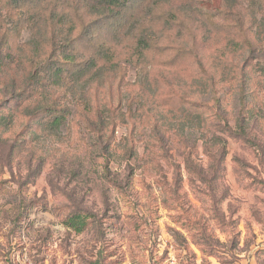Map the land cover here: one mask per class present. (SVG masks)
Returning a JSON list of instances; mask_svg holds the SVG:
<instances>
[{"label": "rangeland", "instance_id": "374dc122", "mask_svg": "<svg viewBox=\"0 0 264 264\" xmlns=\"http://www.w3.org/2000/svg\"><path fill=\"white\" fill-rule=\"evenodd\" d=\"M84 6L0 0V264H264V0H141L111 56L138 30L183 49L146 60L149 86L120 54L103 85L19 94L57 21L85 51L112 44ZM43 100L67 111L54 133L37 124Z\"/></svg>", "mask_w": 264, "mask_h": 264}, {"label": "trees", "instance_id": "16d2710c", "mask_svg": "<svg viewBox=\"0 0 264 264\" xmlns=\"http://www.w3.org/2000/svg\"><path fill=\"white\" fill-rule=\"evenodd\" d=\"M86 9L89 14L96 16L99 19V23L105 26H110L112 35L111 45L108 48L105 45H97L90 51H85L81 47V40H83L81 31L74 23H62L57 21L58 24L55 27L64 25L66 30L64 35H60L57 32H53L44 43L45 48H50L47 53L41 55L40 50H33V58L37 59L42 56L40 60H30L31 65L34 67L33 73L28 75L22 89H19V94H27V92H37L42 87L44 80L50 82V86L64 90L66 93H73L76 86L79 83H90L94 86L103 85V79L105 74H112L119 70L120 54L125 56V60L128 63L140 66L139 84L146 88L149 86V79L147 74L148 64L146 60L148 58L164 57L168 54L176 56L181 55L183 49L173 48L166 46L160 42V38L156 37V33L148 34L146 30H138L136 38L132 44L128 47H124L125 53H117V58L114 55L117 50H121V43L119 39L129 34H122L118 32L121 24L123 26L128 25V22H124V12L134 8L141 0H85ZM129 29V28H128ZM154 35V37H153ZM6 37L0 39V42H6ZM79 42V43H78ZM4 64L7 60V56L0 54V63ZM162 66V65H161ZM164 66V65H163ZM1 69V66H0ZM117 70V71H115ZM122 87V86H121ZM45 88V86L43 87ZM240 90V89H239ZM43 92V91H42ZM44 95L43 93H41ZM12 97L14 95H11ZM241 105H244V89L240 90ZM36 107L34 113L35 116L39 115L41 118L38 120L39 127L44 132L54 133L56 130L64 124L66 120V109L63 106H59L55 101L49 103L45 100ZM215 107L220 106V98L215 97ZM197 108L196 105H192ZM5 108V106H4ZM28 109V108H27ZM118 109L115 106L109 107L108 123L103 118L101 130L99 129L100 136L106 142V151L113 149V138L108 134V130L105 127L112 123H116L115 119H120ZM30 114V113H29ZM33 115V116H34ZM0 126H9L12 122H8L7 115H0ZM20 116H28V113H22ZM119 117V118H118ZM114 119V120H113ZM113 120V121H112ZM134 152V150L132 151ZM90 216L88 214H76L68 219V226L76 232H82L88 223ZM93 264H101L99 261H95Z\"/></svg>", "mask_w": 264, "mask_h": 264}]
</instances>
